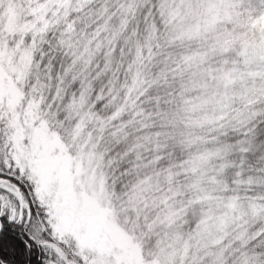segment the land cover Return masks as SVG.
Wrapping results in <instances>:
<instances>
[{
  "label": "snow or ice",
  "instance_id": "6c2138e0",
  "mask_svg": "<svg viewBox=\"0 0 264 264\" xmlns=\"http://www.w3.org/2000/svg\"><path fill=\"white\" fill-rule=\"evenodd\" d=\"M0 264H264V0H0Z\"/></svg>",
  "mask_w": 264,
  "mask_h": 264
}]
</instances>
